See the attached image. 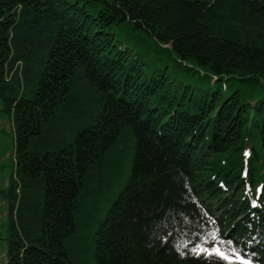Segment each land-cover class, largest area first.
Listing matches in <instances>:
<instances>
[{"label":"trees","instance_id":"1","mask_svg":"<svg viewBox=\"0 0 264 264\" xmlns=\"http://www.w3.org/2000/svg\"><path fill=\"white\" fill-rule=\"evenodd\" d=\"M0 102L6 264H264V0H0Z\"/></svg>","mask_w":264,"mask_h":264},{"label":"rangeland","instance_id":"2","mask_svg":"<svg viewBox=\"0 0 264 264\" xmlns=\"http://www.w3.org/2000/svg\"><path fill=\"white\" fill-rule=\"evenodd\" d=\"M1 108V102H0ZM13 131L12 120L0 109V182L6 186V181L14 173L13 164ZM8 221L6 218L5 200H0V264H6Z\"/></svg>","mask_w":264,"mask_h":264},{"label":"snow or ice","instance_id":"3","mask_svg":"<svg viewBox=\"0 0 264 264\" xmlns=\"http://www.w3.org/2000/svg\"><path fill=\"white\" fill-rule=\"evenodd\" d=\"M252 203L253 206L256 205V201H253ZM213 239L215 243L212 247H207V240H205L192 248L193 253L196 255H200L201 253H204L207 256L215 255L225 261L226 264H233L234 261L238 262V264H253L251 258L243 256L236 248L231 247V241H223L225 247L222 248L220 246L222 241L218 237L217 233H213Z\"/></svg>","mask_w":264,"mask_h":264}]
</instances>
